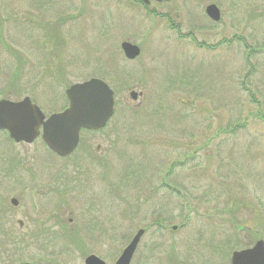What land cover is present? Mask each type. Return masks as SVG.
<instances>
[{
  "label": "rangeland",
  "instance_id": "rangeland-1",
  "mask_svg": "<svg viewBox=\"0 0 264 264\" xmlns=\"http://www.w3.org/2000/svg\"><path fill=\"white\" fill-rule=\"evenodd\" d=\"M208 3L219 8L218 22L205 15ZM152 10L167 16H152ZM125 40L139 46L136 59L124 57ZM124 70L128 87L113 78ZM90 77H108L120 87L105 145L108 241L103 246L83 233L86 250L114 264L122 234L134 232L131 224L144 227L157 218L165 228L154 235L149 229L146 239H187L190 249L200 246V255L212 258L208 264H228L235 245L251 240L250 232L264 237V122L254 116L264 115V0H150L146 7L137 0H0V98L29 96L47 116L66 106L69 84ZM131 89L142 96L128 101ZM237 123L242 125L233 134H219L193 159H183L181 143L200 145L218 126ZM26 149L34 159L51 157L40 137ZM165 179L176 189L172 197L161 186ZM219 180L244 202L234 214L217 216L224 203ZM139 190L151 191L155 200L135 198L136 223L122 219L119 196L124 191L133 203ZM208 213L215 216L207 219ZM54 249L49 255L35 245L17 248L12 264H84L68 242L60 240Z\"/></svg>",
  "mask_w": 264,
  "mask_h": 264
},
{
  "label": "flooded vegetation",
  "instance_id": "flooded-vegetation-1",
  "mask_svg": "<svg viewBox=\"0 0 264 264\" xmlns=\"http://www.w3.org/2000/svg\"><path fill=\"white\" fill-rule=\"evenodd\" d=\"M142 2L146 7L150 0H142ZM113 78L120 84L131 80V78H117L115 75ZM138 92L136 98L143 94L142 91ZM128 97V101H135L129 95ZM4 98L16 100L9 93H5L0 100ZM107 129V124L95 130L81 129L77 146L67 156L58 155L42 141L47 150L42 151L51 157L44 156L39 159L30 157L26 148L40 136L32 142L15 141L6 130L0 129V261L3 259L5 264H12L10 260H12L13 251L17 248L19 250L20 247L23 250L31 245H35L40 251L49 249L51 251L48 254L51 255L56 243L60 240L68 242L75 249L78 248L84 256L83 263L90 254L99 257L90 250H86L87 248L82 244V234L86 233V237L89 236L90 240L94 239L96 242L100 240L103 246L107 245L110 186L109 155L105 147L109 141ZM59 160H64L66 163L61 165L58 163ZM126 177L130 179L126 180L129 182L133 181L131 177L135 176L127 175ZM139 177L138 182L144 181L143 176ZM170 181L166 182L165 179L161 186L168 187L171 190L169 191L171 196L176 189ZM142 195L145 203L155 200L151 191L142 193L139 190L131 203L125 199L124 191L122 192L118 200L124 206L121 212L122 219L135 220L136 223V213L140 211V207L135 206V203ZM156 220L154 219L144 227H135L131 224L130 227L134 230L132 235L122 234L124 245L120 253L139 229L144 230L130 264H208L211 262L212 258L209 256L200 255V246L197 249H190L192 246L187 239L180 241L172 238L157 239L155 236L146 239L145 235L149 229L153 228L151 234L154 235L156 229L165 228L163 223H156ZM184 224L181 223V227L185 226ZM171 227L170 230H176ZM263 229L264 225L261 227V230ZM250 235L253 236L251 240L239 249L251 247L258 239L264 240L262 235L258 238H255L251 232ZM80 245L83 248H80ZM51 259L54 260L52 256ZM103 261L106 263L105 260ZM21 264L29 263L23 261Z\"/></svg>",
  "mask_w": 264,
  "mask_h": 264
},
{
  "label": "water",
  "instance_id": "water-1",
  "mask_svg": "<svg viewBox=\"0 0 264 264\" xmlns=\"http://www.w3.org/2000/svg\"><path fill=\"white\" fill-rule=\"evenodd\" d=\"M204 12L213 22L220 20V10L215 3L205 5ZM120 48L129 60L140 54L138 45L126 40L120 43ZM64 93L68 101L67 106L47 118L27 96L17 101L1 99L0 129L6 130L15 141L32 142L40 134L49 149L60 156L69 155L77 146L79 131L82 128H102L112 116L114 92L103 79L90 77L69 85ZM138 93L131 90L129 96L135 100ZM172 229H176V226H172ZM143 232V229L136 232L114 264H130ZM84 264L106 263L96 255L90 254L85 258ZM230 264H264V241L259 239L250 248L233 251Z\"/></svg>",
  "mask_w": 264,
  "mask_h": 264
},
{
  "label": "trees",
  "instance_id": "trees-1",
  "mask_svg": "<svg viewBox=\"0 0 264 264\" xmlns=\"http://www.w3.org/2000/svg\"><path fill=\"white\" fill-rule=\"evenodd\" d=\"M137 3L143 5L142 0H137ZM148 13H150L152 16H156V15L157 16L160 15L162 17H166L167 16L166 14H159V13L155 12L154 10H152L151 12H148ZM253 16H256V15H253ZM168 22H170V21H168ZM52 38H53V41L58 40L57 35H54L53 34ZM191 40L195 44H197V46L205 47V48H211L210 45H206V43L204 41H202V42H200L198 44L197 41L193 37H191ZM247 53H248V56H251V51L250 50ZM59 69H60L59 73L62 74L64 72V70L61 69V68H56V71H58ZM124 73L125 74L122 75L123 78L124 79L125 78H128L126 76H129V72L126 71V70H124ZM57 78H59V77H57ZM106 79H108L109 84L111 83L113 85V86L111 85V87L113 88L115 94H117L119 92L120 85H114V81L111 80V78H108L107 77ZM126 84L128 85V83L125 82V85L124 86L121 85V87H128V86H126ZM242 88H244L246 90V87H244V85L242 86ZM251 94H253V93H251ZM251 94H250V96L252 97ZM249 101L251 103L254 102V101L256 102V100L254 98H252ZM254 116H257L259 119H261L264 122V119H263L264 118V115H259L258 114V115H254ZM241 125L242 124H238V123L237 124H234L233 126L232 125H227L228 128L227 127L224 128L222 126H218L217 129L209 137L205 138L204 140H201L200 141V145H197V146H193V144L190 143V142L188 144H186V145L184 143H181V146H185V148H184L185 151L183 152V159H193V157L195 156L196 152L198 150H200V152H201L203 149H207L209 147L211 141L214 138H216L217 135L222 134L224 132H228V133H232L233 134L234 129H236L237 127H239ZM190 137H193V134H189V138ZM218 183H220L221 187L222 186L224 187V189L222 190V194H223V197L222 198H223V202L224 203L221 206H219V210H218L219 212H217V213L220 214V215L217 214V216H221L222 213L227 214V215L234 214V212L239 208L240 205H244V202L239 197H234V196L231 195L229 188H226V186H225L224 180H219ZM220 197H221V195L218 194V198H220ZM217 204L219 205L220 203H217ZM208 214L209 215L207 216L208 217L207 219H211L212 216H215V215H213V213L212 214L208 213ZM162 221L163 220H159V218H157L156 223H160V222L162 223ZM236 228H237V230H240L241 229L238 226ZM242 245L245 246L247 244L245 243V244H242ZM235 247H238V245H235ZM80 248H83V246L80 245ZM10 261L13 262L12 260H10Z\"/></svg>",
  "mask_w": 264,
  "mask_h": 264
}]
</instances>
